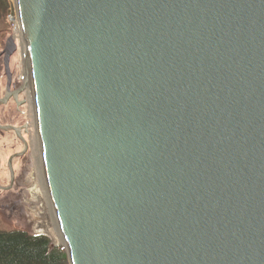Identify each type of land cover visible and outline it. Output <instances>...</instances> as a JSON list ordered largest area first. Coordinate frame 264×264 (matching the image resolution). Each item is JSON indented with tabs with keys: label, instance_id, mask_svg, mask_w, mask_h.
<instances>
[{
	"label": "water",
	"instance_id": "obj_1",
	"mask_svg": "<svg viewBox=\"0 0 264 264\" xmlns=\"http://www.w3.org/2000/svg\"><path fill=\"white\" fill-rule=\"evenodd\" d=\"M15 5L69 264H264V0Z\"/></svg>",
	"mask_w": 264,
	"mask_h": 264
},
{
	"label": "flooded vegetation",
	"instance_id": "obj_2",
	"mask_svg": "<svg viewBox=\"0 0 264 264\" xmlns=\"http://www.w3.org/2000/svg\"><path fill=\"white\" fill-rule=\"evenodd\" d=\"M1 64L0 100L6 103L0 104V126L15 129L6 131L0 127V135L2 133L11 140L9 144H0V196L6 192L12 194L2 206L17 216L39 220L36 216L43 215L47 208L40 180L42 155H39L38 147L37 166L34 151L31 88L23 86L24 73L19 76L12 67L6 71L4 57L0 54ZM35 136L37 146L38 143L41 146L37 132ZM0 139L1 143L2 137Z\"/></svg>",
	"mask_w": 264,
	"mask_h": 264
},
{
	"label": "rangeland",
	"instance_id": "obj_3",
	"mask_svg": "<svg viewBox=\"0 0 264 264\" xmlns=\"http://www.w3.org/2000/svg\"><path fill=\"white\" fill-rule=\"evenodd\" d=\"M15 14L17 15L16 10H15V2L14 0H9V10L7 14L0 17V54L2 55V53L5 50L8 40L11 37H13L16 40L17 45L20 47H19L18 52L12 58L11 67L17 70L19 76H22L23 69H24L23 68L24 49L22 46V38L20 34L21 32L18 31L17 19H16ZM1 68L3 69V64L0 65V69ZM0 74H1V70H0ZM31 111H32L31 123L33 124L32 135H33L34 151L36 154V150L40 146H39V143H38V146L36 143L37 138L35 134L37 130L35 127V123H36V120L34 118L35 112H33V110ZM0 137H2V141L0 144H9L11 142L10 138L5 136L2 133ZM38 139H39V136H38ZM38 151H39V155L41 156L40 148ZM37 161L38 159H37V154H36V164L37 166H39ZM41 164H42V166H40L41 173L44 174L42 158H41ZM43 174L42 175L40 174V180H41L43 192L45 194V201H46V208H47L46 211L48 213V218L50 222L49 225L41 220L40 221L36 220L35 218L31 216H17V214L10 212L9 209H4L5 207H3L2 205L12 195L11 193L9 194V192H6L0 196V231H22V232H26L28 235H31V236L45 235L50 239L51 248H56V247L64 248L65 244H64L62 232L60 229L57 216L54 213L55 209L53 210V207H51L52 200H51L49 188H48V185L45 179V174L44 176Z\"/></svg>",
	"mask_w": 264,
	"mask_h": 264
},
{
	"label": "trees",
	"instance_id": "obj_4",
	"mask_svg": "<svg viewBox=\"0 0 264 264\" xmlns=\"http://www.w3.org/2000/svg\"><path fill=\"white\" fill-rule=\"evenodd\" d=\"M9 0H0V17L7 14ZM45 235L0 231V264H69L64 248H51Z\"/></svg>",
	"mask_w": 264,
	"mask_h": 264
},
{
	"label": "bare ground",
	"instance_id": "obj_5",
	"mask_svg": "<svg viewBox=\"0 0 264 264\" xmlns=\"http://www.w3.org/2000/svg\"><path fill=\"white\" fill-rule=\"evenodd\" d=\"M14 2H16V0H14ZM16 6V5H15ZM18 31H20L21 32V37H22V39H23V34H22V28H21V24H20V22H18ZM23 43V42H22ZM24 48H25V46H24V44L22 45ZM20 47V46H19ZM23 73H24V75L26 74V70L24 69L23 70ZM31 91H32V89H31ZM33 92V91H32ZM31 92V93H32ZM31 99H32V102H33V104L35 105V102H34V95H32L31 94ZM34 114H35V119H36V108L34 107ZM37 120V119H36ZM39 136V135H38ZM39 141H40V139H39ZM40 148V154L42 155V150H41V146L39 147ZM42 163H43V159H42ZM43 174V173H42ZM45 174V173H44ZM44 174H43V176H44ZM47 190V189H46ZM50 198V197H49ZM52 200V199H51ZM50 200V201H51ZM51 207H53V210H54V205H53V203H52V206ZM55 211V210H54ZM47 212V211H46ZM55 214H56V212H54ZM47 215H48V213H47ZM57 216V215H56ZM55 217V216H54ZM62 236H63V234H62ZM63 240H64V244H65V239H64V236H63Z\"/></svg>",
	"mask_w": 264,
	"mask_h": 264
},
{
	"label": "built area",
	"instance_id": "obj_6",
	"mask_svg": "<svg viewBox=\"0 0 264 264\" xmlns=\"http://www.w3.org/2000/svg\"><path fill=\"white\" fill-rule=\"evenodd\" d=\"M12 16V15H11Z\"/></svg>",
	"mask_w": 264,
	"mask_h": 264
}]
</instances>
